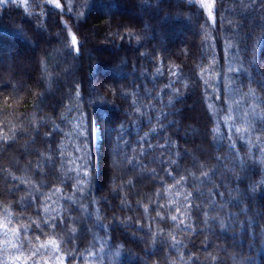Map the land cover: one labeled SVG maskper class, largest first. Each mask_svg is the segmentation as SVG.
Returning <instances> with one entry per match:
<instances>
[{"label":"trees","instance_id":"1","mask_svg":"<svg viewBox=\"0 0 264 264\" xmlns=\"http://www.w3.org/2000/svg\"><path fill=\"white\" fill-rule=\"evenodd\" d=\"M61 1L0 7V264H264V0Z\"/></svg>","mask_w":264,"mask_h":264},{"label":"rangeland","instance_id":"2","mask_svg":"<svg viewBox=\"0 0 264 264\" xmlns=\"http://www.w3.org/2000/svg\"><path fill=\"white\" fill-rule=\"evenodd\" d=\"M10 1H20V2H26L27 0H8V2ZM51 3L58 9V10H63L64 7L62 5V1L61 0H50ZM190 1H193V2H198L199 4L202 5V7L205 9V12L207 13L209 19L214 22L216 20V10H217V6H216V0H190ZM7 3H4V4H0V7L8 4ZM57 4H59L60 6L58 7ZM205 4H212V15L209 16V11L206 7H204L203 5ZM99 136V135H98ZM97 136V138H98ZM100 137V136H99Z\"/></svg>","mask_w":264,"mask_h":264},{"label":"snow or ice","instance_id":"3","mask_svg":"<svg viewBox=\"0 0 264 264\" xmlns=\"http://www.w3.org/2000/svg\"><path fill=\"white\" fill-rule=\"evenodd\" d=\"M7 2H8V0H0V4H4V3H7ZM57 6L59 7L60 5L57 4ZM203 6L208 9L209 16H211L212 15V4H205ZM71 44L73 46L78 45L77 37L74 34L71 36ZM171 219L173 221H175L177 219V217L176 216H172ZM52 226H54V225H52ZM47 245H51L53 249H57V250L59 249V245H58L57 241L54 240V239L48 240L47 244L46 245H41V247H46ZM58 264H63V260L58 258Z\"/></svg>","mask_w":264,"mask_h":264}]
</instances>
